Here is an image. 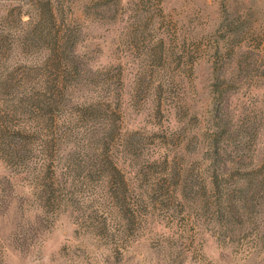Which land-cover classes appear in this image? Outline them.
<instances>
[{
    "label": "rangeland",
    "instance_id": "1",
    "mask_svg": "<svg viewBox=\"0 0 264 264\" xmlns=\"http://www.w3.org/2000/svg\"><path fill=\"white\" fill-rule=\"evenodd\" d=\"M0 264H264V0H0Z\"/></svg>",
    "mask_w": 264,
    "mask_h": 264
}]
</instances>
